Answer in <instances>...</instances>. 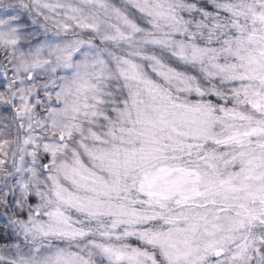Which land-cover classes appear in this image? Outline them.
<instances>
[{
    "label": "snow or ice",
    "instance_id": "obj_1",
    "mask_svg": "<svg viewBox=\"0 0 264 264\" xmlns=\"http://www.w3.org/2000/svg\"><path fill=\"white\" fill-rule=\"evenodd\" d=\"M0 264H264V0H0Z\"/></svg>",
    "mask_w": 264,
    "mask_h": 264
}]
</instances>
